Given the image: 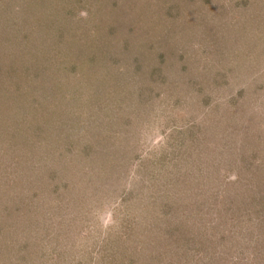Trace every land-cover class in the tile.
Masks as SVG:
<instances>
[{
  "label": "rangeland",
  "instance_id": "374dc122",
  "mask_svg": "<svg viewBox=\"0 0 264 264\" xmlns=\"http://www.w3.org/2000/svg\"><path fill=\"white\" fill-rule=\"evenodd\" d=\"M0 264H264V0H0Z\"/></svg>",
  "mask_w": 264,
  "mask_h": 264
},
{
  "label": "clouds",
  "instance_id": "9594fccd",
  "mask_svg": "<svg viewBox=\"0 0 264 264\" xmlns=\"http://www.w3.org/2000/svg\"><path fill=\"white\" fill-rule=\"evenodd\" d=\"M82 15H86L85 13H82Z\"/></svg>",
  "mask_w": 264,
  "mask_h": 264
}]
</instances>
